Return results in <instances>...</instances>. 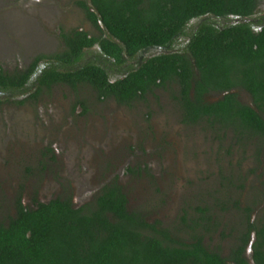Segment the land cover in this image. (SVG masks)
<instances>
[{"label": "rangeland", "instance_id": "374dc122", "mask_svg": "<svg viewBox=\"0 0 264 264\" xmlns=\"http://www.w3.org/2000/svg\"><path fill=\"white\" fill-rule=\"evenodd\" d=\"M261 16L264 0L256 11ZM72 29L101 34L77 0H0V67L22 70L35 56L61 51L62 34ZM182 36L174 49H186ZM98 53L87 51L84 61L107 66L112 80L126 74L127 66L121 69ZM232 91L252 104L245 90ZM177 93L178 86L169 83L126 106L114 98L100 101L88 85H56L25 103L18 101L26 91L0 92V222L15 215L19 194L29 207L35 198L57 197H70L80 207L116 182L130 210L181 237H191L201 209L208 207L214 225L204 232L205 242L228 256L247 215L264 223V139H237L232 130L207 122L184 124Z\"/></svg>", "mask_w": 264, "mask_h": 264}, {"label": "trees", "instance_id": "16d2710c", "mask_svg": "<svg viewBox=\"0 0 264 264\" xmlns=\"http://www.w3.org/2000/svg\"><path fill=\"white\" fill-rule=\"evenodd\" d=\"M259 2L77 0L101 34L72 29L62 34L61 51L40 54L22 70L0 69V92L26 91L18 101L25 103L54 85L74 90L88 85L99 100L114 98L130 106L174 83L184 124L207 122L232 130L237 139H264V25L257 29L250 20ZM223 19L231 22L222 24ZM189 30L186 49H174L175 40ZM160 46L164 52L145 58L115 80L106 66L84 61L86 52L95 49L120 67L127 56ZM233 89L248 92L252 104L241 101ZM215 93L223 95L210 101ZM33 202L34 207L24 205L19 194L15 215L0 222V264H251L246 251L253 237L252 259L264 264V223L248 215L237 242L223 256L204 239L214 225L208 207L201 209L188 238L157 228L159 222L150 223L143 213L130 210L116 182L105 185L93 203L80 207L70 197Z\"/></svg>", "mask_w": 264, "mask_h": 264}, {"label": "flooded vegetation", "instance_id": "af4514ba", "mask_svg": "<svg viewBox=\"0 0 264 264\" xmlns=\"http://www.w3.org/2000/svg\"><path fill=\"white\" fill-rule=\"evenodd\" d=\"M38 1H41V2H43L44 0H38ZM259 4V3H258ZM257 8H258V6H257ZM257 8H256V10H255V12H254V17H252L250 20L251 21H253L254 22V24H255V26H256V28L258 29V28H260L261 26H263L264 25V16H261V17H256V11H257ZM32 14H34V16H38V11L36 10V7H35V11L34 12H32ZM18 17L21 19H24L23 17H22V14L20 13V15L18 14ZM247 19H245V21H246ZM223 21L224 22H226L227 21V19H223ZM231 22V20H229V22H226V23H230ZM30 25H28V24H25L24 25V27L26 28V30L28 29V27H29ZM30 30H31V27H30ZM28 34L30 33V31H26ZM190 34L189 35H184V37L186 38V41H189L190 40V38H191V30H189L188 31ZM62 42H63V48L65 47V40H64V38H63V35H62ZM2 43H0V45H1ZM164 52L165 51V49H164V47H153V48H149L148 50H143V51H141L140 53H138L137 55H135L134 57H128L127 56V61H126V63H123L122 65H120V67L119 68H125L126 66H127V68L125 69V71H126V73L129 71V69H131V68H133V67H138L140 64H141V62L145 59V58H149V57H151V56H153L154 55V53L155 52ZM138 56V57H137ZM36 57V56H35ZM34 57V58H35ZM107 57V56H106ZM137 57V59H138V61L137 60H135V58ZM34 58L29 62V64L30 63H32L33 62V60H34ZM133 61L135 62L136 61V63H133ZM130 62H132L133 63V65H131V67H128V65H130V64H132V63H130ZM28 64V65H29ZM115 64V63H114ZM115 66H117L116 64H115ZM106 68H107V66H106ZM0 69H2L1 67H0ZM25 69V68H24ZM108 69V68H107ZM3 71H6V70H4V69H2ZM108 72H109V74H110V71H109V69H108ZM54 86H56V85H54ZM53 86V87H54ZM65 86H67V85H65ZM69 87V86H68ZM52 89V88H51ZM95 92V91H94ZM16 93H20V91H16ZM96 93V92H95ZM97 96V95H96ZM108 99H112V98H107V99H105V100H108ZM100 101H104V100H100ZM109 184H111V183H109ZM109 184H107V185H109ZM104 187V186H103ZM102 187V188H103ZM101 188V189H102ZM100 189V190H101ZM100 190H99V192H100ZM98 192V193H99ZM246 257L249 259V257L247 256V254H246ZM249 262L251 263V261H250V259H249Z\"/></svg>", "mask_w": 264, "mask_h": 264}, {"label": "water", "instance_id": "95a60500", "mask_svg": "<svg viewBox=\"0 0 264 264\" xmlns=\"http://www.w3.org/2000/svg\"><path fill=\"white\" fill-rule=\"evenodd\" d=\"M252 245V244H251ZM250 245V246H251ZM250 252H251V258H249L250 259V261H251V264H255V262L253 261V259H252V248L250 247Z\"/></svg>", "mask_w": 264, "mask_h": 264}]
</instances>
